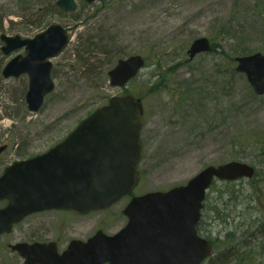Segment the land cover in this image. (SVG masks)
I'll return each instance as SVG.
<instances>
[{"label":"rangeland","instance_id":"obj_1","mask_svg":"<svg viewBox=\"0 0 264 264\" xmlns=\"http://www.w3.org/2000/svg\"><path fill=\"white\" fill-rule=\"evenodd\" d=\"M76 1L74 12L80 20L73 23L71 16L53 10L56 0H0L4 16L0 34L34 36L61 22L70 27L71 35L54 59L56 87L39 111L27 108L25 75H0V147L8 144L0 155V171L19 157L47 150L111 96L131 93L142 98L145 118L140 180L132 195L184 184L210 164L231 160L252 164L256 169L252 177L233 184L214 181L200 231L218 252L245 237L258 246L264 239V94L254 91L231 57L241 55L239 49L264 53V0ZM40 10L47 13L35 25L30 20L38 19ZM200 36L214 41L216 49L189 59L187 50ZM101 37L113 40L109 48L115 52L107 56L92 51L97 58L91 62L96 60L99 67L85 71L75 50L89 38ZM133 54L144 55L147 64L126 87L113 86L108 71L119 58ZM3 55L0 49V68L8 60ZM130 197L74 218V228H68L70 222L63 226L65 218H53V212L32 216L0 236V264H22L8 247L10 242L72 235L84 239L99 228L117 232L127 222L123 209ZM258 263L254 255L243 261L214 255L203 264Z\"/></svg>","mask_w":264,"mask_h":264},{"label":"water","instance_id":"obj_2","mask_svg":"<svg viewBox=\"0 0 264 264\" xmlns=\"http://www.w3.org/2000/svg\"><path fill=\"white\" fill-rule=\"evenodd\" d=\"M94 2L96 0H86ZM64 11H75L76 0H57ZM6 54L26 47L3 68L5 78L27 73L25 98L38 111L54 89L52 61L69 44L70 33L54 22L34 37L2 33ZM212 49L207 36L195 38L187 52L193 59ZM236 69L246 74L254 91L264 94V53L237 55ZM141 54L120 58L108 71L113 86L124 87L145 65ZM140 97L113 95L84 117L62 140L39 154L15 160L0 175V233L8 232L25 215L47 209L77 213L105 209L132 192L138 183L145 123ZM6 145L0 147L2 151ZM255 167L240 160L201 169L186 183L168 190L135 195L124 208L126 226L108 234L99 229L87 241L74 239L59 252L55 242L11 244L23 264H202L214 251L198 231L207 192L215 179L252 177Z\"/></svg>","mask_w":264,"mask_h":264},{"label":"trees","instance_id":"obj_3","mask_svg":"<svg viewBox=\"0 0 264 264\" xmlns=\"http://www.w3.org/2000/svg\"><path fill=\"white\" fill-rule=\"evenodd\" d=\"M53 10L56 12L60 11V13H62L63 16H68V15L71 16L73 23L80 20L79 14H76L75 12L62 11L58 8L56 3H53ZM46 13H47V11L40 10L39 18L38 19H31L30 20L31 23H33L35 25L42 23L44 21V17L46 16L45 15ZM3 21H4V16L0 15V30L3 29ZM93 37H95V36H92L91 38H93ZM91 38H89L87 41H85L82 45H79V46H81V48L77 47V49L75 50L76 55L81 59V66L83 67V69L85 71L91 70L92 67H93V69H95V67H99L98 63H97V65H95L96 60H93V62H91L92 59L97 58V56L92 54V51L96 50V51H99L102 54H105L107 56H109L110 54H113L115 52V50H112L109 48V43L113 41L111 38H102L101 37V38H98L97 41H91ZM215 49H216V44L214 41H212V50H215ZM237 53L243 55V54H247L248 52L243 50V49H239V50H237ZM147 59L148 58H146V64H147ZM231 60H234V57H231ZM225 182H226V184H233L234 183V181H231V180H225ZM209 199H210V196L208 194L206 200H209ZM204 208H205V206H204ZM200 230L201 229H200V225H199V231ZM248 238L249 237H245L244 239L242 238L241 240L238 241L237 245H233V246L227 248L226 250H224L223 252H218L217 245L215 246L214 242L212 241V243L214 244V252H213L212 256H214V255H217L220 257H221V255H222V257L230 256L232 258L240 259L241 261H243V259L247 260L248 257H251L252 255H254V256H256V258H259L258 264H264V247L261 246V245H264V239H261V241H260L261 245L259 243V245L257 246L256 245L257 243L248 242ZM246 249H250V250L253 249V251H255L256 249H263V251L258 252L257 254H253L256 252H253L251 254H247L245 252Z\"/></svg>","mask_w":264,"mask_h":264},{"label":"flooded vegetation","instance_id":"obj_4","mask_svg":"<svg viewBox=\"0 0 264 264\" xmlns=\"http://www.w3.org/2000/svg\"><path fill=\"white\" fill-rule=\"evenodd\" d=\"M48 26V25H47ZM46 26V27H47ZM46 27H44L42 30H44ZM42 30H40V31H42ZM39 31V32H40ZM2 34V33H1ZM0 34V35H1ZM37 34V33H36ZM35 34V35H36ZM34 35V36H35ZM34 36H26V37H29V38H31V37H34ZM0 49L3 51V46L5 45V41L4 40H2L1 39V37H0ZM4 52V51H3ZM13 52H17V53H15L14 55H11ZM27 53V49H26V47H21V48H19V49H16V50H13L11 53H9V54H6V53H4V58H8V60H6L5 61V63H3V65L1 66V68H0V75H2L3 76V74H2V71H3V68L5 67V65L13 58V57H15L16 55H19V54H23V55H25ZM61 54V53H60ZM59 54V55H60ZM11 55V57H9ZM59 55H56V56H54V57H50L49 58V60H51L52 61V66H51V72H50V74H51V77H52V79H53V82H54V89H55V87H56V82H55V63H54V59L55 58H57ZM3 56H2V59H1V61L3 60ZM1 63V62H0ZM26 76L27 77V86H28V88H29V82H30V77H29V75L27 74V73H23V74H21L20 76H10V77H8V78H19V77H21V76ZM4 77V76H3ZM5 78V77H4ZM28 88H27V90H28ZM53 89V90H54ZM52 90V91H53ZM51 91V92H52ZM27 92V91H26ZM47 97V96H46ZM46 97H45V99H46ZM26 105H27V103H26ZM27 108H28V105H27ZM42 108V107H41ZM28 110H29V108H28ZM30 111V110H29ZM143 130V129H142ZM6 145V147L3 149V150H5V149H7V147H8V144H5ZM143 149H144V143H143ZM2 150V151H3ZM2 151H0V155H1V153H2ZM34 155H36V154H34ZM34 155H30V156H22V157H19V158H17V159H15V160H20V159H25V158H29V157H31V156H34ZM15 160H13L12 162H10V163H8L7 165H5L4 167H3V169L0 171L1 173H0V175L3 173V171L5 170V168L8 166V165H10L11 163H13ZM139 180H140V174H139ZM133 195H135V194H133ZM133 195H132V193L131 194H129V195H127V196H131L130 197V199L133 197ZM122 199V198H121ZM121 199H119L118 201H120ZM129 199V200H130ZM117 201V202H118ZM117 202H115L114 204H116ZM8 203V200L7 199H3V200H0V207H4L6 204ZM113 204V205H114ZM112 206V205H111ZM110 206V207H111ZM110 207H108V208H110ZM108 208H106V209H108ZM100 210H105V209H99V210H95V211H100ZM95 211H90V212H87V213H77V212H75V211H73V210H70V209H47V210H42V211H36V212H33V213H30V214H27V215H25L20 221H18V222H16V223H14L13 224V226H12V229L10 230V231H8V232H3V233H0V236H3V235H6V234H9V233H11L17 226H19V225H21V224H25V222H26V220H28L29 218H32V216H38V215H41V214H44V213H47V212H53V213H55V215H56V217H53V218H65V221L64 222H62V224H63V226H65L67 223L69 224V222L71 223L69 226H68V228H74L75 227V225H76V223H75V221H74V218H83L84 216H87V215H89L90 213H93V212H95ZM123 212H124V209H123ZM127 222H128V218H127ZM127 222L124 224V226H126V224H127ZM201 223V222H200ZM123 226V227H124ZM123 227H121V228H123ZM120 228V229H121ZM200 228H201V226H200ZM99 229H102V228H99ZM99 229H97L92 235H90V236H88L87 238H80V237H75V236H69V237H66V239H62L63 237L62 236H60V237H57V238H54V239H50V240H43V239H35V240H32V241H30V240H18V241H15V242H10V243H8V247L10 248V250H12V252L14 253V254H18V256H20L21 258H22V264H23V262H24V257L17 251V250H13L12 248H11V244H16V243H18V242H28V243H32V242H36V241H38V242H55L56 243V245H57V248H58V250H59V252H63L64 250H66L68 247H69V245H70V243L74 240V239H81V240H83V241H87L91 236H93ZM119 229V230H120ZM104 232H106L104 229H102ZM118 230V231H119ZM117 231V232H118ZM106 233H108V232H106ZM116 233V232H115ZM108 234H114V233H108ZM65 238V237H64ZM104 264H108V263H104Z\"/></svg>","mask_w":264,"mask_h":264}]
</instances>
